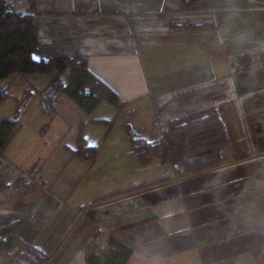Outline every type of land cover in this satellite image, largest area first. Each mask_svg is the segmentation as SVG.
I'll list each match as a JSON object with an SVG mask.
<instances>
[{"label": "crops", "instance_id": "0c3cea01", "mask_svg": "<svg viewBox=\"0 0 264 264\" xmlns=\"http://www.w3.org/2000/svg\"><path fill=\"white\" fill-rule=\"evenodd\" d=\"M4 1L34 15L40 58L86 56L123 108L101 102L87 115L62 95L48 117L36 93L55 72L0 83L9 92L0 121L25 89L35 93L0 158V195L40 162L39 145L49 154L36 166L47 192L1 197L0 234L15 232L47 264H86L109 239L131 249L126 264H264V0ZM210 105L227 135L218 167L180 179L155 153L133 155L125 125L155 141L168 120ZM98 121L111 124L97 136L100 148L89 132ZM80 124L85 144L97 148L93 160L71 157ZM98 154L116 159L110 173L94 181L87 201L72 200L73 185L100 168ZM67 170L69 180L56 186ZM129 170L144 173L126 179Z\"/></svg>", "mask_w": 264, "mask_h": 264}, {"label": "trees", "instance_id": "16d2710c", "mask_svg": "<svg viewBox=\"0 0 264 264\" xmlns=\"http://www.w3.org/2000/svg\"><path fill=\"white\" fill-rule=\"evenodd\" d=\"M200 28L205 26H189ZM39 44L35 17L31 12L22 13L0 0V83L15 74H49L55 72L47 85L38 91L41 112L53 117L58 110L60 97L65 95L85 114H91L101 102L121 110L123 103L118 95L98 79L88 68L84 55H59L39 57ZM8 86L0 85V103L8 96ZM34 94L24 90L14 112L0 121V158L19 127V116L25 111ZM99 124L110 123L98 121ZM79 125L72 158L93 160L96 147H89L81 136ZM48 129V123L41 128ZM133 155L141 158L155 153L162 165L171 166L180 179L210 171L220 163V151L227 144V135L219 110L206 106L192 110L166 122L159 138L149 141L138 135L130 125L124 126ZM36 165L24 170L2 186V192L14 202L30 188L29 180L37 179ZM39 169V168H38ZM35 172V173H34ZM43 182V180H42ZM44 184V182H43ZM132 251L127 246L108 240L106 251L87 255L86 264H126ZM47 254L20 238L13 231L0 234V264H47Z\"/></svg>", "mask_w": 264, "mask_h": 264}, {"label": "rangeland", "instance_id": "374dc122", "mask_svg": "<svg viewBox=\"0 0 264 264\" xmlns=\"http://www.w3.org/2000/svg\"><path fill=\"white\" fill-rule=\"evenodd\" d=\"M9 101H11V100L8 99V102ZM6 106H7L6 104L1 105L0 106V110L4 111L5 110L4 108ZM0 112H2V111H0ZM2 113H4V112H2ZM109 129L110 128H108L107 125L97 124V125H94V127H92L91 130L89 131L92 134V137L94 138L95 145H98L99 148L101 147L100 145L102 143V140H98L97 139L98 134H100L101 131L108 132ZM83 130H84V127H83V129L81 128V134H83ZM84 131L87 132L88 129H86ZM71 133H73L72 129H71ZM71 133L69 132L68 135L71 136ZM27 138L28 137H26V139ZM67 138H68V136H67ZM40 147H41V145H39V155H40L39 157L40 158L37 159L36 162L40 161L41 164L44 166L45 165V161L44 160L48 157L49 154H48V151L47 152L44 151L45 149L43 151H41ZM46 148H47V146H46ZM99 151H100V149H99ZM97 158L99 159L100 164H101L100 168L88 171V174H87V177H86L85 186L78 187L77 186L78 184L73 185L74 188L71 186V189L73 188L71 190V192H70V197H71L72 200H75V199L80 197V198L84 199V201H87V199H89V197L92 194V192L96 188H99V185L95 184L96 182H94V181L98 177H100L101 175L105 176V175L109 174L110 170H108V165L116 160L115 158L108 157L105 154H98ZM53 159H55V158H53ZM40 162H37L35 165L39 167ZM49 163L50 164L52 163V159H51V161ZM37 164H39V165H37ZM84 167H85V165H84ZM36 169H38V168H36ZM36 169L34 170L36 173L35 172L34 173L36 175H38V172L36 171ZM85 169H86V167H85ZM143 173H144L143 171L129 170L126 174H123V175H125L124 178H126V179H130V178L131 179H137L140 176H142ZM69 174H70V170H67L65 172V174L63 175L64 177L60 178L58 180V182L56 183V186H60V185H63V184L65 185L66 184V180H69ZM105 179H107V178H105ZM104 182H107V181H103V183ZM29 183H30V188L28 189V191H33L35 189V190H37L36 192H38L39 194H44L45 192H47V188L44 186V184L42 182V179L38 178L35 181L34 180L33 181L29 180ZM41 184H43V186ZM3 195L4 194L1 193V195H0V203L2 201L1 197Z\"/></svg>", "mask_w": 264, "mask_h": 264}]
</instances>
